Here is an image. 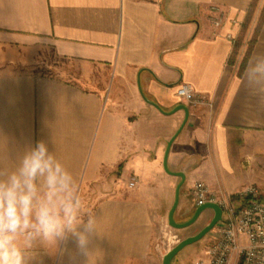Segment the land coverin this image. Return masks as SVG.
I'll use <instances>...</instances> for the list:
<instances>
[{
	"label": "crops",
	"instance_id": "crops-1",
	"mask_svg": "<svg viewBox=\"0 0 264 264\" xmlns=\"http://www.w3.org/2000/svg\"><path fill=\"white\" fill-rule=\"evenodd\" d=\"M251 1L0 0V169H15L29 145L48 144L77 179L83 220L95 222L88 264H158L156 221L167 218L180 177L165 171L153 188L149 176L184 120L183 109L172 111L182 104L181 84L206 98L187 106L167 153L168 161L183 135L187 147L176 146L167 165L184 174L181 186L197 174L195 181L230 199L256 180L264 99L244 87L246 51L237 46ZM263 6L259 0L246 32L254 36L258 27L246 65L264 55ZM42 45L69 62L71 77L17 67ZM239 171L245 180L227 188ZM181 186L175 211L189 218L195 207L181 199ZM64 248L38 240L32 264H60Z\"/></svg>",
	"mask_w": 264,
	"mask_h": 264
},
{
	"label": "clouds",
	"instance_id": "clouds-1",
	"mask_svg": "<svg viewBox=\"0 0 264 264\" xmlns=\"http://www.w3.org/2000/svg\"><path fill=\"white\" fill-rule=\"evenodd\" d=\"M244 87L264 99V55L248 61ZM83 202L76 177L39 140L26 147L15 169H0V264H32L36 241L63 243L67 264H88L90 217L83 220ZM75 244V250L67 243Z\"/></svg>",
	"mask_w": 264,
	"mask_h": 264
},
{
	"label": "built area",
	"instance_id": "built-area-1",
	"mask_svg": "<svg viewBox=\"0 0 264 264\" xmlns=\"http://www.w3.org/2000/svg\"><path fill=\"white\" fill-rule=\"evenodd\" d=\"M219 23L220 18L214 20L215 25ZM176 94L189 107L206 103V98L188 84L178 86ZM134 185L135 179L131 177L127 186L132 188ZM189 195L194 207L212 202L222 209L221 220L208 232L206 264H264V194L258 186L245 185L233 195L234 199H222L205 182L195 181ZM156 223L153 250L162 257L180 239L166 217Z\"/></svg>",
	"mask_w": 264,
	"mask_h": 264
},
{
	"label": "rangeland",
	"instance_id": "rangeland-1",
	"mask_svg": "<svg viewBox=\"0 0 264 264\" xmlns=\"http://www.w3.org/2000/svg\"><path fill=\"white\" fill-rule=\"evenodd\" d=\"M258 1L259 0L251 1V5H250L249 12L247 14V18L243 23L242 34L237 39V46L242 47L244 45L243 48H245V51L248 47L250 38H252L253 36L252 33L247 36L246 32L248 31L251 25V20H253L252 17H253L254 9ZM263 7L261 8V12H262ZM259 19L260 18L255 20L256 22L253 23V28H252L253 30L257 22L259 21ZM32 56H33V60H31L29 64L20 65V66L18 65L17 67L28 69V70H34L35 72L43 74V75H57L60 77H65V78L71 77L70 75H73L72 73L67 71L68 69L71 68V65H69V62L56 56L53 53L50 46L42 45L37 52L32 54ZM178 112H181V111H178ZM182 136L183 135H181V137H178V139H176L172 144V147H171V150L168 156V161H167L168 167L172 165V160L174 159V157H172V154L176 153L175 152L176 146L177 148L179 147L182 150H184L187 147V145L183 141ZM261 143H262L261 152L259 153V155H257L258 158H256L255 160L257 162L252 167L255 169V171L253 174H251V176H253L256 180H252L251 184H255L256 186H258L259 190L264 194V137L262 138ZM158 159L159 158L157 157L156 160ZM158 168L160 170V171L158 170L159 172L153 173L154 171L153 169V171L151 172L149 176V185L153 186V188H157L159 185H161V183L163 182L161 178L163 176H166V172L162 166V156H161L160 163H158ZM238 173L239 174L237 175L234 174L231 181H226L225 185L227 188L230 185L238 186L245 180V176H244L245 173L243 171H239ZM169 178H173V177H169ZM197 178H198V175L194 174L192 177L188 178L186 182L181 186L180 197L182 200L185 199V203L188 206H192V205L194 206V204H193V200L191 196L188 193L186 194L187 185L190 183H193ZM190 188H191V185H190ZM230 198L232 199V196ZM171 201H173V197L171 198ZM210 213H211L210 209H205L199 214L198 218L190 226L182 228V229L172 228V231L178 236L180 240L188 236L194 235L198 231H200L210 221V219H207V216H209ZM176 214H177V211H175L174 219L178 222L186 221L189 219V218H184V217L183 218L178 217ZM209 239H210V235L207 233L206 235H204L202 238L195 241L194 243L188 244L185 247H183L178 252L177 256L179 255L183 259H185L184 260L185 264H206L207 262L206 249L209 244ZM157 256H158L157 262L158 264H160L161 256L158 254ZM177 256H175L174 258H176Z\"/></svg>",
	"mask_w": 264,
	"mask_h": 264
},
{
	"label": "water",
	"instance_id": "water-1",
	"mask_svg": "<svg viewBox=\"0 0 264 264\" xmlns=\"http://www.w3.org/2000/svg\"><path fill=\"white\" fill-rule=\"evenodd\" d=\"M153 105L155 107L159 108L156 104H153ZM178 109L184 110L185 117H184L182 124L178 128V130L175 132V134L167 142V146H166V150H165L164 158H163V167H164L165 171L169 174L180 177V182L176 186L174 201L172 203L171 208L169 209V211L167 213V221H168V224L172 228L182 229V228L190 226L193 222H195V220L198 218L199 214L205 209H210L213 212V216L210 219V221L200 231H198L194 235L188 236V237L180 240L168 252L163 254L161 264H172V260L176 256V254L186 245L194 243L195 241L199 240L204 235H206L221 220V214H222V209L217 203L207 202L201 206H197L196 208H194L193 213L189 217L188 220L178 222L174 219V212H175V209H176L177 203H178L179 188L184 181V174L182 172H173V171H170L168 169V167H167V153H168L169 146H170L172 140L174 139V137L179 133V131L183 127V125L187 119V116H188V109H187V106L185 104L182 103V104L176 106L172 111H175Z\"/></svg>",
	"mask_w": 264,
	"mask_h": 264
},
{
	"label": "trees",
	"instance_id": "trees-1",
	"mask_svg": "<svg viewBox=\"0 0 264 264\" xmlns=\"http://www.w3.org/2000/svg\"><path fill=\"white\" fill-rule=\"evenodd\" d=\"M257 26H258V25H257ZM257 28H258V27H257ZM257 28H256V30H255V35L253 36V38H252L251 40H249L248 48H247V50H246V52H245V55H244V57H243V59H242V62H241V64H240V71H242V70L244 69V67H245V65H246V62H247V60H248V56H249V53H250V50H251L252 44H253L254 41H255V36H256ZM232 198L234 199V196H233Z\"/></svg>",
	"mask_w": 264,
	"mask_h": 264
}]
</instances>
